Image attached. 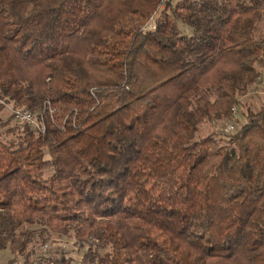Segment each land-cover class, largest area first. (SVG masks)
<instances>
[{
	"label": "trees",
	"instance_id": "16d2710c",
	"mask_svg": "<svg viewBox=\"0 0 264 264\" xmlns=\"http://www.w3.org/2000/svg\"><path fill=\"white\" fill-rule=\"evenodd\" d=\"M263 21L264 0H0V99L47 122L0 131L6 264L52 233L82 264H264Z\"/></svg>",
	"mask_w": 264,
	"mask_h": 264
},
{
	"label": "built area",
	"instance_id": "2783aa9c",
	"mask_svg": "<svg viewBox=\"0 0 264 264\" xmlns=\"http://www.w3.org/2000/svg\"><path fill=\"white\" fill-rule=\"evenodd\" d=\"M257 83L261 84L264 88V71L259 75ZM0 103L5 104L12 110L14 120L22 126H28L36 132H45L47 129V122L43 113L38 114L37 112L30 110L29 108L21 106H12L10 103L0 99ZM10 105V106H9ZM237 113V112H236ZM236 130L235 122H228L226 126L222 128L224 134H231ZM68 242V241H67ZM70 242V241H69ZM64 243L62 240H56V242H43L40 243L33 253V257L29 262L22 263L20 260H15L13 264H79L82 254L77 252V245L75 242ZM54 247L58 250L63 249L66 251L69 249V253L65 252L63 256H59L58 251H55ZM53 253V254H52Z\"/></svg>",
	"mask_w": 264,
	"mask_h": 264
},
{
	"label": "rangeland",
	"instance_id": "374dc122",
	"mask_svg": "<svg viewBox=\"0 0 264 264\" xmlns=\"http://www.w3.org/2000/svg\"><path fill=\"white\" fill-rule=\"evenodd\" d=\"M174 1H178V0H174ZM260 28H262V30H264V21H263V23H261ZM244 99L247 100L251 104V106L254 110L260 109V107L264 105V88L261 86V84L256 82V84L251 86L249 94H247V97H245ZM10 105L9 106L12 107L13 103H10ZM21 107H23V106H21ZM244 119L245 118L241 115L239 122L240 123L243 122ZM8 120H9V123L7 122ZM227 121L228 120L226 119L224 121H221V123L215 124L216 126L214 129L216 130V133L221 134L222 128L224 126H226V124L228 123ZM4 123H8V125H5ZM18 125L19 124L14 120L12 110L8 106L6 107L4 104V108L0 109V131L2 132V138L4 141L9 142V141L14 140L16 142V144L21 142L20 134L22 133V131H21V129L20 130L15 129V126H18ZM236 126L239 127V123ZM10 128H14V129L11 131H7ZM211 130H212V127L209 123H206V124L200 126L199 131L196 134V138L198 139V138H201L203 136H206L207 134H209L211 132ZM56 240H62V242L68 243L69 241L75 242L76 238L73 235H68V234L67 235L66 234L58 235L55 233L54 234L52 233L51 237L48 238V242L54 243V242H56ZM43 242L44 241H42L38 238V241L35 244V249L40 243H43ZM76 245H77L76 251L80 252L83 255V253H84L83 251L85 250V248H81L79 246V244H76ZM54 248H55L54 249L55 251H58L57 253H59L60 259H61V256H63V254H65V252L69 253V249L64 251L63 249L58 250L56 247H54ZM108 250L109 249H106L104 251L101 250V252L104 253L105 251H108ZM10 258H12V255H11L9 250H3L0 252V264H6ZM23 258H25V256H18L17 259L20 260L22 263H25ZM14 262H15V260L13 261V263ZM79 264H82L81 259H80Z\"/></svg>",
	"mask_w": 264,
	"mask_h": 264
}]
</instances>
